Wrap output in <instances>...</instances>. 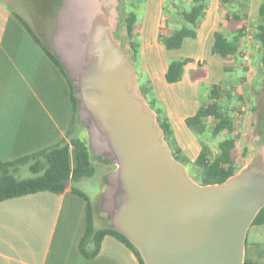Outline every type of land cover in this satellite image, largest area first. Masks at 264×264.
Returning a JSON list of instances; mask_svg holds the SVG:
<instances>
[{
    "label": "crops",
    "instance_id": "1",
    "mask_svg": "<svg viewBox=\"0 0 264 264\" xmlns=\"http://www.w3.org/2000/svg\"><path fill=\"white\" fill-rule=\"evenodd\" d=\"M65 1L50 0L45 7L43 0H0L2 161H12L55 145L66 136L70 125L72 127L70 84L20 20L22 18L40 42L60 59L71 77L64 61L65 47H70L65 42L71 37L70 25L67 26L68 33L65 35L64 32L66 25L60 7H65ZM102 1L107 4L113 0ZM124 1L123 7L119 6L123 8L120 11L132 18V32L129 35L127 28L125 32L122 26L121 33L125 36L124 46L127 42L135 45V51L129 50V55L133 57L130 60L142 72L140 79L148 107L155 113L157 121L159 119L169 125L177 146L194 161L202 148L209 144L202 138L212 136V128L207 126L204 133L197 135L185 120L208 102L209 90L204 99H198L195 82L190 78V71L195 66L190 60L181 67L176 82H167L165 73L168 64L178 60L179 56H182L181 59L194 56L193 62L200 67L205 62L202 55L206 54L212 63L213 75L216 76L217 72L221 74L223 82L220 81L222 84L219 86L230 89L227 87L230 85L237 90L241 80L250 77L253 67L246 68V65L252 63V59L242 60L244 57L240 52L239 40L243 37L237 42V54L222 56L213 53L214 33L218 31L227 39H233L243 26L245 35L244 32L249 29L248 20L258 17L262 0H203L205 4L201 16L194 25L197 41L195 55H174V50L183 49L189 44L192 46L194 40H190V37H184L177 48L168 49L162 43V36L186 26L179 16V0ZM185 2L190 6L193 0ZM66 3L69 6L72 4ZM126 4L128 9L125 8ZM119 7L116 6V28L120 21ZM73 13L75 17H80V14H76L79 13L77 10H72ZM235 16H244V19H236ZM82 39L81 32L70 54L73 55L72 51L81 46ZM204 73L208 75L207 71ZM68 152L70 166L73 167L75 152L71 145ZM22 166H19L18 172ZM86 218L87 200L72 192L70 185L60 193L37 191L0 201V264H141L132 249L110 234L102 238L93 256L86 257L80 249ZM93 224L96 229L108 226L98 225L94 211ZM92 247L91 241L85 244L88 251ZM245 260L247 264H264V221L251 223L247 229Z\"/></svg>",
    "mask_w": 264,
    "mask_h": 264
},
{
    "label": "water",
    "instance_id": "2",
    "mask_svg": "<svg viewBox=\"0 0 264 264\" xmlns=\"http://www.w3.org/2000/svg\"><path fill=\"white\" fill-rule=\"evenodd\" d=\"M92 1L81 46L65 52L64 61L80 118L103 138L116 165L104 195L110 226L144 264H243L247 229L264 205V145L225 181H194L174 157L113 34L117 3Z\"/></svg>",
    "mask_w": 264,
    "mask_h": 264
},
{
    "label": "trees",
    "instance_id": "3",
    "mask_svg": "<svg viewBox=\"0 0 264 264\" xmlns=\"http://www.w3.org/2000/svg\"><path fill=\"white\" fill-rule=\"evenodd\" d=\"M179 16L184 19L186 26L174 31L169 35L162 36V43L168 49L177 48L181 45L184 37H194L196 20L201 16V11L204 7L203 0H193L192 5L187 6L185 0H179ZM119 25L115 29V34L121 32V27L126 26L127 32L131 35L132 32V18L123 15L120 11ZM244 16H235L236 19H244ZM261 21L257 24L256 38L258 37L264 46V0L261 1L259 8V17ZM22 23L34 36V38L41 44L42 48L50 59L61 69L66 76L71 89V104H72V127L66 133V136L55 145L41 149L39 151L27 154L12 161H2L0 159V201L20 196L37 191H51L60 193L70 185L72 192L83 196L87 200V218L86 230L81 243V252L86 256H93L99 249L100 242L106 234H110L125 243L130 249L134 251L141 264H144L143 259L138 249L119 231L112 228L110 225L96 229L93 224V210L88 196L75 186L83 177H92L96 172V167L92 164L90 159V150L87 141L72 135L73 123L80 117L78 108V98L75 92L74 84L71 77L66 72L60 59L46 46L32 32L28 24L20 18ZM237 30V34L233 39H227L220 32L214 33V43L212 52L218 53L222 56L227 54H237V42L243 35V29ZM131 44V49L135 51V45ZM130 58L133 59V57ZM260 63L264 69V54L260 56ZM188 61V59H178L169 62L165 79L167 82H176L179 78L181 67ZM145 93V89H143ZM231 96L229 89H223L217 84H212L208 92V102L196 111L190 117H187L186 125L197 135L204 133L208 126L209 119L214 121L211 129L213 137L218 136L225 131L226 136L223 138L221 146L216 154H212L211 149L205 145L199 155L191 163L197 169V177L199 184H213L225 181L228 177L236 172V138L232 136L234 131V121L226 114L223 108V98ZM241 99V95L237 96ZM153 105V104H150ZM159 124L164 129V137L169 142L174 157L182 162L185 166L189 165V158L177 146L176 141L172 137V131L169 125L158 119ZM74 148L75 165L70 166L69 162V146ZM211 154L213 159H211ZM22 164H27L32 172L30 177H19L18 168ZM264 221V205L258 210L251 223H260ZM91 241L93 247L91 250L85 249V244ZM247 264V261H244Z\"/></svg>",
    "mask_w": 264,
    "mask_h": 264
},
{
    "label": "rangeland",
    "instance_id": "4",
    "mask_svg": "<svg viewBox=\"0 0 264 264\" xmlns=\"http://www.w3.org/2000/svg\"><path fill=\"white\" fill-rule=\"evenodd\" d=\"M49 2L50 0H43L45 7ZM66 2L72 4L69 6ZM114 2L117 3V8L119 6L123 7V4L125 3L124 0H114ZM82 3H84L83 7L81 6ZM63 5H65V7L63 8L61 6L60 8L61 11L63 10V23L66 25L64 26L65 35L68 33L67 26H71V37L65 42L66 45L70 46L69 48L67 46L65 47V52L68 54L77 41V35H79L81 32H85L86 23L88 21L86 14L91 13L93 1L66 0L65 3L63 2ZM125 8H129L127 4L125 5ZM125 8L124 10H126ZM72 10L73 12L77 10L79 13L76 14H80V17H75L76 15H74V13L72 14ZM139 10H141V7ZM258 17H255L254 19L249 18V29L247 28V31L244 32L245 35H242L241 37L243 38L239 40L241 50L240 52H243L242 54L244 57L242 60L252 59V63L246 65V68H248V66L253 67V70H251L249 75L250 77L248 80H241L240 85L237 86V90L236 88L232 89L230 85L227 86L230 87L229 91L231 92V96H227L222 100L224 111L226 114L231 116L234 121V131L232 132V136H234L237 141L235 150V166L237 168L236 172L246 164L255 150L264 145V69L263 65L260 64V56L264 54V46L262 45L260 39L255 37V32L258 31L257 24L261 21V19H258ZM113 34H115V32H113ZM119 34L122 33L120 32ZM190 38V40H194V43L192 42V46L189 44V46L186 45L183 49L174 50V55H183L182 53L195 55L197 53L195 50L197 48V41L195 40L196 37ZM127 46L129 47L127 48ZM123 48H125L126 52L129 54L131 44L127 42L126 46ZM180 57L182 56H179L178 59H181ZM202 57L205 59V62L202 66L200 65V67L193 62L194 56L188 58V61H192L191 63H193L195 66V69L190 71V74L192 75L190 78L193 82H195L199 100L205 98V93L209 90L210 86L214 82L218 85L222 84L223 82V80L220 78V72H217V74H215L216 76L213 75L214 72L213 68H211L212 63L210 62L209 56L203 54ZM133 69L136 77V87L140 90V92H142L145 98V103L147 106H149V103L146 101V95L143 92L144 87L140 79L142 72L138 67L136 69L134 64ZM201 70H203V73L207 71L208 75L205 73L201 74ZM239 94L241 95V99L237 97ZM213 123L214 121L209 119L208 127L212 128ZM72 135L78 136L87 141L90 148L91 162L96 167V172L92 177H83L78 182H76L75 185L79 189L86 192V194L90 197L92 201V210L95 213L98 225H109L110 219L107 210L108 207L104 201L105 193H103V190L109 186L113 173L116 170V165L110 160L102 148L101 143L103 138L92 134L89 128V122L85 117H78V119H76L73 126ZM225 136L226 132L223 131L218 136H210L208 139L203 137L202 139L204 141L207 140L209 143L208 145L206 144L207 147L211 149L212 154H216ZM212 154L211 159L214 157ZM192 162L193 161L190 160L189 165L186 166V169L189 176L197 182V169L191 164ZM26 165L27 164H23L19 170V177L24 178L33 175Z\"/></svg>",
    "mask_w": 264,
    "mask_h": 264
},
{
    "label": "flooded vegetation",
    "instance_id": "5",
    "mask_svg": "<svg viewBox=\"0 0 264 264\" xmlns=\"http://www.w3.org/2000/svg\"><path fill=\"white\" fill-rule=\"evenodd\" d=\"M114 36L120 41V44L122 45V47H124L125 36H123L122 34H114Z\"/></svg>",
    "mask_w": 264,
    "mask_h": 264
}]
</instances>
